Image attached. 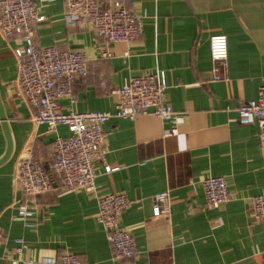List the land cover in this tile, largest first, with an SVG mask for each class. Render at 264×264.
I'll list each match as a JSON object with an SVG mask.
<instances>
[{"label":"crops","instance_id":"1","mask_svg":"<svg viewBox=\"0 0 264 264\" xmlns=\"http://www.w3.org/2000/svg\"><path fill=\"white\" fill-rule=\"evenodd\" d=\"M115 1L144 19L132 47L102 41L88 23L67 25L65 0L37 1L45 21L35 28V45L88 58V76L73 85L76 112H115L117 97L105 95L102 82L121 88L132 77L164 73V101L178 120L113 118L103 127L105 163L95 164L97 194L66 192L54 183L37 199L24 196L14 183L18 159L33 156L51 173L53 143L70 133L35 125V110L16 88L14 49L21 42L0 32V96L14 143L0 167V264L59 261L67 252L83 264H264V220L253 217L247 201L264 194V150L256 128L240 125L236 113L264 85V0H101L106 8ZM214 35L227 38V82H211ZM61 104L64 111L71 107L69 99ZM173 129L178 134L166 136ZM6 148L0 122V158ZM106 165L114 171L106 173ZM216 176L225 178L230 201L212 209L201 183ZM165 192L169 214L154 218V196ZM118 193L132 202L120 219L140 252L131 261L114 258L96 218V197ZM21 202L35 207L31 222L39 224L25 227L18 219ZM20 239L29 246L22 255Z\"/></svg>","mask_w":264,"mask_h":264},{"label":"built area","instance_id":"2","mask_svg":"<svg viewBox=\"0 0 264 264\" xmlns=\"http://www.w3.org/2000/svg\"><path fill=\"white\" fill-rule=\"evenodd\" d=\"M37 1L42 4L53 0H0V32L7 41L19 39L20 46L14 49L18 64L16 88L19 95L34 110L36 126H46L57 133L60 126L69 130V137L58 136L52 146L51 173L34 159L19 158L14 172V183L24 196L37 199L52 191L54 183L70 193L97 194L95 164L105 163L104 125L113 118L135 120L142 115H153L163 121L178 120L172 106L164 101L168 88L164 73L128 79L121 88H107L102 82L104 94L117 97L116 110L112 112L79 113L74 110L73 85L88 76V58L82 51L61 50L56 46L39 48L35 45V28L45 21L38 12ZM66 24L76 26L80 22L92 26L96 36L110 43H124L132 47L142 34L144 19L134 15L122 1H115L106 8L101 0H65ZM106 58L110 54L104 55ZM211 82H227V38L214 35L209 39ZM69 99L71 107L64 111L62 100ZM237 120L242 126H254L257 138L264 150V85L257 98L239 103ZM178 134L177 129L166 136ZM106 173L114 170L105 166ZM205 204L218 208L230 201L225 178L207 177L202 183ZM97 221L103 227L116 260L131 261L140 252L132 235L120 228V219L132 202L124 193L97 196ZM249 209L257 220H264V194L247 199ZM18 219L25 227L39 224L31 222L36 214L34 206L21 202L17 207ZM169 214V193L154 196L153 217ZM5 236L0 229V245ZM19 255L29 249L22 240H17ZM16 264V263H13ZM23 264H83L76 255L67 252L59 261H37L29 258Z\"/></svg>","mask_w":264,"mask_h":264},{"label":"water","instance_id":"3","mask_svg":"<svg viewBox=\"0 0 264 264\" xmlns=\"http://www.w3.org/2000/svg\"><path fill=\"white\" fill-rule=\"evenodd\" d=\"M0 122H1L4 134L6 137V141H7L6 152L2 156V158H0V167H1L10 159L12 152H13V147H14L12 132L10 129L8 118L6 116V112H5V108H4V104H3L1 96H0Z\"/></svg>","mask_w":264,"mask_h":264}]
</instances>
